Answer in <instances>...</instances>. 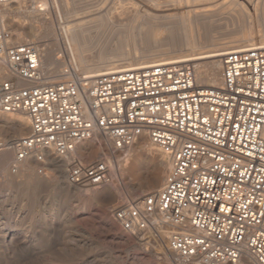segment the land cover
Wrapping results in <instances>:
<instances>
[{
	"label": "built area",
	"instance_id": "obj_1",
	"mask_svg": "<svg viewBox=\"0 0 264 264\" xmlns=\"http://www.w3.org/2000/svg\"><path fill=\"white\" fill-rule=\"evenodd\" d=\"M17 1L0 0V11ZM0 57L11 74L0 81V112H24L30 124L0 150L41 167L48 151L68 157L67 182L89 188L110 180V166L74 154L79 143L100 134L122 149L145 135L171 167L156 192L111 210L123 233L143 239L162 215L176 227L168 249L185 262L264 264V44L222 54L219 85L175 60L38 83L34 43L15 42L0 17Z\"/></svg>",
	"mask_w": 264,
	"mask_h": 264
},
{
	"label": "rangeland",
	"instance_id": "obj_2",
	"mask_svg": "<svg viewBox=\"0 0 264 264\" xmlns=\"http://www.w3.org/2000/svg\"><path fill=\"white\" fill-rule=\"evenodd\" d=\"M21 2L23 10H29L34 4L44 7L42 14L32 23L39 32L38 36H30V20L23 14L15 15L9 22L4 21V26L10 29L15 42L29 40L46 45L53 50L54 59L59 57L67 63L68 73L52 75L46 73L47 67L42 64L49 82L65 80L72 73L70 67L77 72L89 71L96 66L107 67L110 51H127L133 58L141 54L177 56L208 50L220 43L240 45L264 41V32L257 26L263 17L264 0ZM63 9L65 12L61 14ZM84 17L111 31L105 35L101 32L100 39L94 37L87 41L86 45L98 43L97 52L81 45L80 37L88 35ZM198 39L201 41L197 42ZM69 51L81 53V57L76 58ZM6 78L5 70L1 68L0 81ZM18 116L27 118L23 113H0L1 140L8 142L29 132L28 118L27 126L22 127L16 121ZM140 137L124 149H116L104 136L77 145L74 154L81 159L103 158L110 166V184L106 183L95 191L65 188L67 180L60 172L61 164L51 162L49 157L54 156L50 153L45 167L38 166L34 160H25L18 165L16 172L11 168L14 153L7 159V164L0 160V264H181L167 246L166 237L172 231L170 226L165 225L167 231L162 238L156 237L157 231L156 235L151 231L141 239L124 234L111 218V210L121 201L156 192L167 174L168 166L165 165L163 177L156 184L152 182L149 174L153 162L151 152L159 149L147 136L145 140L149 145L138 148ZM105 139L111 148L105 144ZM4 151L0 150V155ZM127 151L131 162L142 171L140 175L131 176L127 185L121 186L117 156ZM146 181L149 184H145ZM116 183L120 185L124 200L111 187ZM139 183L143 186L139 187Z\"/></svg>",
	"mask_w": 264,
	"mask_h": 264
},
{
	"label": "bare ground",
	"instance_id": "obj_3",
	"mask_svg": "<svg viewBox=\"0 0 264 264\" xmlns=\"http://www.w3.org/2000/svg\"><path fill=\"white\" fill-rule=\"evenodd\" d=\"M21 4H22V2H21V0H19L17 2L10 3L8 5L3 6L1 8V11H0V17H1L2 23L4 25V21L9 22L11 20V18L14 17L15 15H19V14L22 15L23 14L26 18H29V20H30V23H29V30H30V33H31L30 36L31 37L33 36L34 38H36V36H38L39 32L37 31L35 25L32 24V23H34L33 19L42 14V11H43L44 7H39V6H36L34 4V5L29 7V10H23ZM262 6H263V8L261 10V14L263 15V17L261 19V24L257 25V26H260L259 30L264 32V4H262ZM64 12H65V10L63 9L61 14H64ZM83 22H84L85 27L87 28L88 35L80 37L81 45H82V47H88V48H91L92 50H94L95 52H97V50H98L97 48L100 47L98 45V43H96L94 46L93 45H86L87 41L89 39L91 40V38H94V37L95 38L98 37L97 39H100V33L101 32L105 35V34L110 33L111 31L110 30H106V29L101 28V27H98V25L96 23L89 21L87 19V17H84V21ZM258 34H260V33H258ZM205 40H206V38H205ZM27 41H29V40L21 41V43L22 42H27ZM200 41H201V39L197 40V42H200ZM49 44L50 43H48L47 45H49ZM257 44H264V41L259 42V43L256 42V41L249 42V43L246 42L245 44H240V45L239 44H233V43H220L218 45L213 46L211 49H208V50H205V49L204 50H198V51H195V52L183 53V54L177 55V56L171 55V54H168V53L167 54L165 53L164 55H161V56H159V55L141 54V56L136 57V58L131 57L128 54L127 51H110V52H108L109 62L107 63V67L96 66L93 69H90L89 71H80V72H77L73 67H70L72 69V73L73 74L70 73L69 76L65 77L66 78L65 80L76 79V78H79V77H81L83 75L91 76V75L97 74L98 72H101V71H104V70L117 69V68H123V67H132V66H146V65H150V64H153V63L159 62V61H172V60H175V61H189V62L193 63L194 68H195L196 78H197V80H198V82L200 84H202V85H219L221 83V62H220L221 55L224 54L226 51L231 50V49L240 48V47H248V46L257 45ZM34 45H35L36 49L39 52V58H40V52H41L40 65L42 66V64H44L47 67V70H46L47 74H51L52 75V73L56 74V73H63V72L64 73H68L69 72V67L67 66V63L63 59H61L59 57L54 59L53 58V56H54L53 55V50H51L48 46L42 45V44L38 45L37 43H34ZM39 49H40V51H39ZM69 54H71L72 56H74L76 58L81 57V53H79V54L76 53L75 54L73 51H69ZM104 65H106V63ZM0 66H1V68H3L5 70L7 78L10 77L11 74L9 73L7 65L4 62L2 57H0ZM78 66H80V65H78ZM196 66H197V68H196ZM41 75H42L41 80L38 83H51V82L47 81L48 80L47 76L45 75V73H43L42 68H41ZM27 84H29V83H27L25 81H19V85H21V86L27 85ZM14 113H23V114H25L24 112H20V111L19 112H14ZM5 114H7V113H5ZM27 118H25L24 116H18L16 118V121L18 122V124L20 126L25 127V126H27L28 121H29V119L27 121ZM29 127H30V124H29ZM99 136H103V135L97 134L93 138L96 139V137H99ZM104 137H106V136H104ZM150 142H151V140H150ZM6 143H9V142H6ZM105 144L108 145L111 148V145H110L109 141L106 140ZM151 144L154 145L152 142H151ZM148 145H149V143L145 140V136H141L140 140L137 142V147L138 148H144V147H146ZM129 146H126L124 148H127ZM124 148H122V149H124ZM3 150H6V151H4L0 155L1 156L0 160H2V162H5L7 164V162H8L7 159H9V157L13 153V151L11 149H9V148L1 149V151H3ZM49 153L52 154L51 151H48L46 153V157H47V154H48V156H50ZM52 155L55 158L50 156L49 160L51 162H53V163L54 162H60V164H61L60 172H61L63 177H66V167H67L68 157L61 158V157H56L54 154H52ZM151 155L153 157V159H152L153 162L151 164V170L149 171V174H150V177L152 179V182L154 184H156L158 182V180L161 179L163 177L164 173H165V168H166L165 165L168 166V170H167V173H168V171H169V169L171 167V162H170L169 158L165 154H161L160 150H154L153 152H151ZM130 156L131 155L129 154L128 151L125 152L124 154H119L117 156V172H118L119 182H120L121 186L127 185L129 183V178L131 176L138 175V174L140 175L141 171H142V168L137 167V165H135L134 162H131ZM22 162L23 161H21V162L16 161L15 160V156H14L13 163L11 165L12 170L14 172H16L18 170V165L21 164ZM35 162L38 164V166L41 165V163H38L37 161H35ZM13 167H15V169H13ZM115 169H116V167H115ZM6 170H7V167H6ZM110 180L107 183L111 182ZM105 184L106 183L101 184L99 186H95V187H89V188H80V187L73 186V185L69 184L66 181V182H64V187L67 188V189L73 188L75 190L84 191L85 192V191H95L98 187H101V186H103ZM145 184H149L148 181H146ZM111 185H112L111 187L114 190H116V192L118 194H120V191H119L120 190L119 189L120 185L118 186L117 183L116 184H111ZM140 186H143V183H139V187ZM147 188H148V186H147ZM150 189H148V190H150ZM120 197H121V194H120ZM124 197H125V195H124ZM117 198H119V197H117ZM121 200H124L123 197H121ZM164 221L165 220H164V217L162 215H155L153 217V223H154L153 226L148 228V230L145 232V234L153 231L154 235H156V231H157V236L156 237L158 238V237H161L162 234L165 231H167V228H165L166 227L165 225L170 226L172 228V231L174 229H176V227L171 222H169V221L164 222ZM172 231H170V232H172ZM170 232L168 233L167 237L169 236ZM167 237H166V239H167ZM167 246H168V243H167ZM177 257H178V255H177ZM177 262L178 263L180 262L181 264H188V263H190V264L191 263L202 264L199 261H197L196 259L188 261V262H185L182 259H180L179 257H178V261ZM239 264H256V263L251 258H247L246 261L240 262Z\"/></svg>",
	"mask_w": 264,
	"mask_h": 264
},
{
	"label": "crops",
	"instance_id": "obj_4",
	"mask_svg": "<svg viewBox=\"0 0 264 264\" xmlns=\"http://www.w3.org/2000/svg\"><path fill=\"white\" fill-rule=\"evenodd\" d=\"M1 69V68H0Z\"/></svg>",
	"mask_w": 264,
	"mask_h": 264
}]
</instances>
